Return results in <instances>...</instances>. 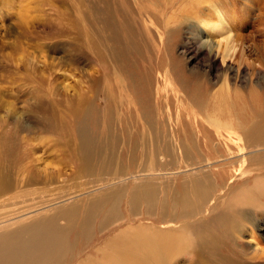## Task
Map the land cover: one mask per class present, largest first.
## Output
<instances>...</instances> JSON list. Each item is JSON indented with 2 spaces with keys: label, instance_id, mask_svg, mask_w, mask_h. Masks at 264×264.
I'll return each mask as SVG.
<instances>
[{
  "label": "rangeland",
  "instance_id": "obj_1",
  "mask_svg": "<svg viewBox=\"0 0 264 264\" xmlns=\"http://www.w3.org/2000/svg\"><path fill=\"white\" fill-rule=\"evenodd\" d=\"M1 175L36 264H264V0H0Z\"/></svg>",
  "mask_w": 264,
  "mask_h": 264
},
{
  "label": "bare ground",
  "instance_id": "obj_2",
  "mask_svg": "<svg viewBox=\"0 0 264 264\" xmlns=\"http://www.w3.org/2000/svg\"><path fill=\"white\" fill-rule=\"evenodd\" d=\"M0 177H1L0 178V184H2V182L5 183L6 181H4V179L2 178V175ZM70 200H72V198L67 199L65 201H61V203L60 202H58V203L54 202L55 205H52V206L50 205V207L45 208L47 211L41 210V212H40V210H39V211L34 212V215L36 216V218H38L41 213L44 214V212H48L49 210H51V211H52V209L55 210L57 206L60 207L61 204L65 205L64 203H66V202L69 203ZM42 214H41V216H42ZM31 215H33V214H31ZM31 215H29V216H31ZM225 221H227V220H225ZM21 223H23V221H21ZM16 225H17V223H16ZM38 226H39V224H38ZM40 226H41V224H40ZM25 228L27 230H25ZM36 228H38V230ZM39 228L40 227H37V226H31V227L26 226L24 228H20L18 231H16L17 233L15 234V238L11 239L10 242H7L5 244L0 243V264H21L20 262H24V263L28 262V264H30L33 258H34L33 262H34V264H36L34 261L35 259H37L39 257L41 258L42 256H45V254L50 249L54 248L55 244H56V237H52L51 235H48L49 238L52 239V241H48L49 238L47 239L48 236H47V233L45 232L47 230H44L45 228L44 229H42V228L39 229ZM31 229H34L37 231L36 232L34 231L35 233H31V234H29L27 232L29 235L26 232H24V230L30 231ZM48 233H50V232H48ZM20 234H21V236H20ZM6 240H7V238H5V241ZM0 242H2V239H0ZM44 246H47L46 250L44 249ZM38 263H39V261H38Z\"/></svg>",
  "mask_w": 264,
  "mask_h": 264
}]
</instances>
